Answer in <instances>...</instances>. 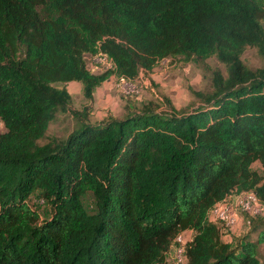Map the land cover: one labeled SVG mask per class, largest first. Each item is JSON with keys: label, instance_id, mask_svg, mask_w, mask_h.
Returning <instances> with one entry per match:
<instances>
[{"label": "trees", "instance_id": "obj_1", "mask_svg": "<svg viewBox=\"0 0 264 264\" xmlns=\"http://www.w3.org/2000/svg\"><path fill=\"white\" fill-rule=\"evenodd\" d=\"M210 58L224 72L192 91L197 109L150 101L92 122L88 105L43 142L69 83L91 103L111 77ZM0 119V264H170L189 231L186 264H264V217L229 241L210 217L245 192L264 204V0H0Z\"/></svg>", "mask_w": 264, "mask_h": 264}, {"label": "rangeland", "instance_id": "obj_2", "mask_svg": "<svg viewBox=\"0 0 264 264\" xmlns=\"http://www.w3.org/2000/svg\"><path fill=\"white\" fill-rule=\"evenodd\" d=\"M243 61L251 68L262 66L263 61L255 49H247L243 56ZM88 67L96 74L103 73L109 65H105L98 58H88ZM222 70L224 66L219 64L215 58H210L202 62L184 63L179 60H162L156 65L154 70L145 77H141L139 82H131L130 86L122 88L119 80L115 77L109 78L103 85L94 92V98L91 103L85 98L83 88L78 83L69 85V91L72 94L69 110L59 112L56 120L51 124L47 133L46 142L53 137L65 138L72 131L77 123L73 111L81 112L88 105H91L90 120L101 121L107 115L121 117L125 109L131 105H141L142 103L152 101L160 106V110L167 111L169 100L172 106L178 111H192L197 109L201 103L194 96L192 91L209 92L212 90L210 78L214 70ZM5 126L0 119V134L5 132ZM253 169L261 172L262 167L259 162L253 165ZM233 203V200L231 201ZM31 205L41 216L47 213V207L44 202L36 197L32 198ZM238 221L233 228L225 229L224 239L231 238L240 233H245L249 229L247 213H241L235 207ZM264 217V204H260L259 213ZM189 235L186 236L189 237ZM176 249L172 251L169 263L179 264L176 258Z\"/></svg>", "mask_w": 264, "mask_h": 264}, {"label": "built area", "instance_id": "obj_3", "mask_svg": "<svg viewBox=\"0 0 264 264\" xmlns=\"http://www.w3.org/2000/svg\"><path fill=\"white\" fill-rule=\"evenodd\" d=\"M97 58L103 64L109 65L110 68V64L106 61L105 57L100 56ZM119 82L122 88L131 85V82L124 78H121ZM260 204L261 201L258 199L257 195L254 192H245L234 198L233 203L225 200L222 203L216 204L211 211L210 217L211 219L220 222L225 229L233 228L238 221L237 212L234 211L233 207L238 209L241 213H247L250 216H260L258 214ZM189 234L190 236L186 238V236ZM191 235L192 233L190 231L184 232L180 234L176 239L178 243V246L176 247V258L179 264H186L184 246L191 238Z\"/></svg>", "mask_w": 264, "mask_h": 264}, {"label": "crops", "instance_id": "obj_4", "mask_svg": "<svg viewBox=\"0 0 264 264\" xmlns=\"http://www.w3.org/2000/svg\"><path fill=\"white\" fill-rule=\"evenodd\" d=\"M72 83H78V82H72ZM72 83H69L68 86H67V89L69 91V85L72 84ZM80 84V83H78ZM81 85V84H80ZM82 86V85H81ZM70 92V91H69ZM71 94V93H70ZM72 95V94H71ZM231 238H228V239H224L225 241H229Z\"/></svg>", "mask_w": 264, "mask_h": 264}]
</instances>
